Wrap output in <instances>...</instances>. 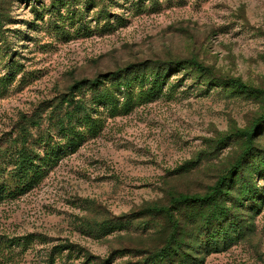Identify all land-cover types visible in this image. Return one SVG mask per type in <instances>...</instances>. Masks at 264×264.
Masks as SVG:
<instances>
[{"label": "rangeland", "instance_id": "rangeland-1", "mask_svg": "<svg viewBox=\"0 0 264 264\" xmlns=\"http://www.w3.org/2000/svg\"><path fill=\"white\" fill-rule=\"evenodd\" d=\"M184 60L206 69L169 71L154 93L134 80L127 107L95 106L96 127L81 124L82 138L61 148L34 187L0 198V264H146L170 225L149 207L207 192L248 146L239 132L264 113V93L230 81L264 89V0H0L3 177L24 130L34 140L51 128L50 112L76 81ZM87 90L76 98L90 101ZM124 96L115 89L120 105ZM252 148L222 195L241 238L208 249L189 223L179 235L186 264H264V171L255 169L264 121ZM247 186L257 193L242 208ZM200 210L177 214L182 226ZM118 223L127 227L102 226ZM64 243L81 249L55 248Z\"/></svg>", "mask_w": 264, "mask_h": 264}, {"label": "trees", "instance_id": "trees-1", "mask_svg": "<svg viewBox=\"0 0 264 264\" xmlns=\"http://www.w3.org/2000/svg\"><path fill=\"white\" fill-rule=\"evenodd\" d=\"M185 67L192 68V70L206 69L197 60L171 61L166 63L165 66H158L156 69L145 68L139 70L132 76H129L126 71L121 75V71L118 70L117 73L116 71L108 72L92 79L76 81L71 86L69 94L62 97L61 103L50 112L51 128H47L34 140L27 136L30 131L28 129L24 130L25 136L22 137V143L8 156V162L4 166V169L8 170L7 175L3 177L0 172V198L6 196L15 197L34 187L45 175L47 169L57 162L61 148L74 145L82 138L83 130L81 124L85 123L84 125L88 127H96L97 116L93 114L95 106L100 103H107L112 111L119 106L127 107L128 100L131 98L134 80L149 81L151 86L145 88V90L154 93L153 91H157L156 88L159 87L160 77H167L166 75L169 71ZM230 81L243 91L264 93L263 88H255L240 79L231 78ZM224 82L220 81L217 84L224 86ZM121 88L124 89L125 96L120 105L115 97V89L120 91ZM87 89L92 95L90 101H86L84 96L76 98V91L83 93ZM263 121L264 113L256 120L253 127L239 132L246 135L248 146L235 160L231 168L220 176L207 192L204 194H179L171 197L169 205L152 204L149 207L151 212L166 217L170 225L166 233L165 242L151 253L146 264H186L185 259H187L189 254L186 250H182L179 235L183 230L187 229L189 223L197 229L198 235L208 249L218 250L217 245L220 241L228 244V241L231 242L232 239L241 238L244 226L239 225L238 218L231 214L229 206L222 202V195H228L224 190L225 184H231L232 180L235 179V171H239L244 166V159L253 149V137L256 128ZM37 125H40L39 120H37ZM59 135L65 141L64 144L54 139L55 136ZM255 169L257 173H262L264 164ZM244 190L246 194L241 199L246 197V200L238 201L239 206L242 208L246 206L247 202L254 199L257 193V189L252 186H247ZM191 206L193 208L199 207L201 210L196 212V214L190 213L185 218L183 217L188 220L186 221L187 224L182 226V221L177 214L183 215L184 210H188ZM102 226H104L105 231H111L115 227H127V224H103ZM29 240L30 237L23 238V242ZM214 243H216V246L212 245ZM64 247L81 249L74 243L60 244L55 248L61 250ZM176 256L178 259L174 260L173 258ZM51 259L53 260V256ZM90 260L93 262L92 259Z\"/></svg>", "mask_w": 264, "mask_h": 264}]
</instances>
